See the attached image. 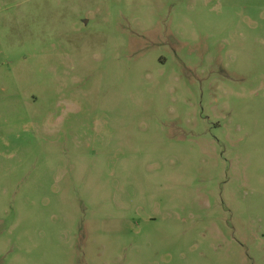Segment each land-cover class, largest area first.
Listing matches in <instances>:
<instances>
[{
    "label": "rangeland",
    "instance_id": "1",
    "mask_svg": "<svg viewBox=\"0 0 264 264\" xmlns=\"http://www.w3.org/2000/svg\"><path fill=\"white\" fill-rule=\"evenodd\" d=\"M0 264H264V0H0Z\"/></svg>",
    "mask_w": 264,
    "mask_h": 264
}]
</instances>
